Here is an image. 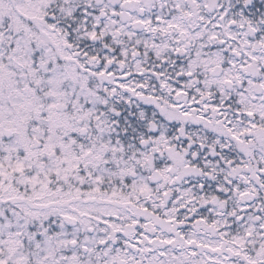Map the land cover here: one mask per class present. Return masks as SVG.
<instances>
[{
  "label": "snow or ice",
  "instance_id": "snow-or-ice-1",
  "mask_svg": "<svg viewBox=\"0 0 264 264\" xmlns=\"http://www.w3.org/2000/svg\"><path fill=\"white\" fill-rule=\"evenodd\" d=\"M0 264H264V0H0Z\"/></svg>",
  "mask_w": 264,
  "mask_h": 264
}]
</instances>
